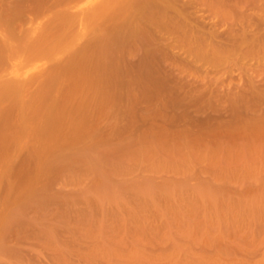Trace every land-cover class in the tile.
I'll return each instance as SVG.
<instances>
[{"label":"bare ground","instance_id":"obj_1","mask_svg":"<svg viewBox=\"0 0 264 264\" xmlns=\"http://www.w3.org/2000/svg\"><path fill=\"white\" fill-rule=\"evenodd\" d=\"M192 1L195 4L196 0L190 1L193 4ZM199 1L201 2V4L204 1L208 5H211L212 7L223 9L224 11H226L228 13H230V12L233 13V12H236V10L238 8L243 6L246 0H197V2H199ZM75 2H76V0H0V25H8L11 27V30L8 32H4V33L0 32V161L3 158L4 161L2 160L3 161L2 164L5 163L4 164L5 166L0 165L1 166L0 167V182H1V180H4V181H6L7 179L9 180V178H10V180H12L11 178H13L14 177L13 174H15V173L11 172L13 177H11V175H9L10 170L12 168V163L14 164V159L17 156H19V154H21V156H22V152H24V151L26 153L28 152L31 155L30 157L33 156V158L36 160V162H34L31 158H28L29 156L27 157L29 159V161L31 160L32 162L36 163V167H34L35 169L31 168L32 170H34V172L28 166L25 167V170H24L25 172H27L26 168H28L29 169L28 172L30 173V171H32L33 173L29 174L27 172L28 173L27 175H29V176H27L26 173L22 174L23 176L26 177V180L28 177L29 184L27 183L28 184V186H27L25 183L27 188L24 189V191H23L24 187H22L21 191H23V192H20V195H19V192L13 193L14 189H13V191H10V189L12 190V188H15V187H12L13 181H12V183L10 180L6 181V183L7 182L9 183V184L7 183L8 184L7 186L4 182H3L4 184L2 183L4 185V187L6 186V190L8 192L2 191L3 193L2 192L1 193L2 194L6 193V195H7V196L5 195L6 201H7V203H8V201L10 202L9 203L10 206L9 207L6 206L7 208H5L4 206L2 208H0V209H4V208L7 209V210L4 209V211L2 210L0 212V235H7L8 233H9L8 235H10L11 231H13L12 233L13 234L15 233L17 235H28L27 233H30V234L32 233L33 235H38V239H40L42 237H46L48 235H49L48 239H53L52 236H54L55 234L57 235V233L61 231L60 230L54 234V232L57 231L56 229H59L56 226L59 223V221H58V223H55V222L57 220L64 219L65 218L64 215H63L64 218H60L61 216L59 217L57 215L60 218V219L57 218V220L55 219V217H53L54 220H56V221H52L56 224L55 225L52 222H47L46 218L44 219L45 220L44 223L41 222V219H39L40 221H36L37 219H35V220L32 219V221H31V219H26L25 218L26 215L24 214L23 211L25 208L27 209L29 207V205H31V207L32 206L34 207V205H37V207H39L40 210L45 209L46 206L44 207V205L49 200H51V201L55 200V204H56V202H60L58 200L60 198L57 199L58 196H57V194H55L56 192L54 194H53L54 191H52V193H50V190L48 187L49 191L48 190L47 191L49 192V194L45 193L47 187L43 188V189H45V192H44L43 190L40 189L41 188L40 185H42V183L44 181L46 183L48 181L52 182V179H54V178L57 179V177H59L58 175L60 173L62 174L64 171L68 172L67 170L70 171L71 168L76 170L75 167L77 165L78 166L80 165L81 169L83 171L95 173L97 175L98 179H97V182H94V185H95V183H97L95 185L96 187L98 186L97 189L100 188L102 190H107L108 192H110L109 190H111V189L116 190L119 187L120 188H122V187H127V188L133 187L134 189H137L138 191H141L143 188L144 189L145 188L160 189L161 191H165L168 194V193H170V190L173 189L171 187H170V189L165 187L164 181H162L164 185H158L159 182L157 185H155L153 183L148 184L149 182H146L147 178L145 181L143 179V177L141 180L140 178H138L136 176H135V178H138V179H133V180H126L125 179L124 183L121 184L122 187L120 185L118 187V184H117L118 182L116 180V182H114L115 184H113V185H115L117 188H115V187L110 188V185H111L110 182L112 180L111 181H108V180L111 179L112 173L117 174V175L121 174V173L122 174H128L129 173V175H130L131 172H134V167H130L131 163H132L131 160H130L131 162L129 161L130 162L129 166L127 165L128 163H126V166H125L124 165L125 163L120 161L122 163L118 164L119 166L118 165L117 166L112 165L114 171H111L112 173L110 175V172H108L109 169L111 170V167L109 166L110 163H106V162H108L106 160H109V159H107L109 157L107 155H108V150L110 148H108V146H107L108 149L107 148L103 149V147H100V146H101V144H103V146H104V143L103 142L101 143V140L104 142L108 141V140H106V138L105 139L103 138L106 135L108 136V133L106 132L107 130H105L106 126H108V124L110 125L112 122H114V124L116 126H120L117 124L121 123V121L124 122L125 119L122 120L123 116H121V113H123V112L120 109H118L117 105L122 104V102L125 101L126 98L130 97V102L137 101L135 99H132L133 96L135 98L136 96L139 95V94L137 95L135 92H141V93L145 94L144 97H146V95H148V96L151 95L150 97H153L155 95L157 97V94L159 95L160 92H162V94H164L166 92H169L170 90H173L171 88L176 89V88L180 87V89H181V87H183L186 84L185 79H183V80H185V83L180 84L179 82H181V81H179V82L177 81V84H176L175 81L177 79L175 80L174 77L171 76L172 74H170L173 69L171 71H168L172 66L173 59L178 58V57L175 58L176 55H174V58L172 59L171 54L174 53L175 51H172V49H174V48L171 49L170 47L176 46L178 48H182L184 45H185V47H187V45H188V48L186 49V51H189L190 53L200 54L203 51V43L207 41V38L205 37L206 35H204L203 31H202L203 27H202V25L200 26V23H198L200 28H199V26L196 27L194 25L195 22L194 23L192 22L193 26H190L191 24L189 22L191 20L194 21V19H195L194 17H195L196 12L194 14L191 13V15L189 14L190 16H192V17L189 16V18H194V19L189 20V18H188V13H190V11L194 12V8L201 6V4L196 2V4H199V6L195 5L193 8H190V10H188L187 7L189 4L186 1H182V0H95V1L92 0L88 4H86L85 6H82V7H78ZM190 6H191V4H190ZM192 9H193V11H192ZM200 11H201V8H200ZM187 18L189 21L187 20ZM197 20H195V21H197ZM200 20H202V19H199V21ZM194 26H195V29H194ZM198 29L200 31H198ZM262 35L263 34L261 32H259V30L249 33V32L244 30V26H242L240 28L238 27L236 29H232L227 45H224L222 48V51H218V53H220V54L228 53L241 40L242 41L251 40L252 43H259L264 38V37H262ZM14 36L20 37V40L25 39V44H26L25 49H26V52L29 53L28 55L34 56V57L39 56V55H43V60L40 63L36 64V66L34 68L25 69V70H23L22 68L8 70V67L6 65L8 62H10L11 55L9 54L10 53L9 51H11L13 49L14 43H13L12 39ZM174 42H175V44L179 43L180 45L178 44V46H177L174 44ZM181 44L183 46H181ZM170 49L172 52L170 51ZM177 51H179V50H177ZM177 51H176V53H178ZM181 51H183V49H181ZM186 51L184 50V52H186ZM180 54H182V52ZM177 56H179V55H177ZM185 57L181 56L180 60H181V58L184 59ZM178 60H174V62L178 61ZM181 61L183 62V60H181ZM177 63H179V62H177ZM174 64H176V62ZM174 64H173L172 68H174V66H175ZM174 76H175V74H174ZM177 76L176 77L179 78V75H177ZM182 77L183 76H181V78ZM172 78H173V80H175L174 84H173V80L171 81ZM190 82H187V83H189L190 86H188V84H187V87H188L187 90L188 91H186V90L185 91L188 94L190 93V95L193 97L194 100L195 99L198 100L199 95H197L198 98L195 97V95L200 92V94L202 96V93H203L202 89L205 86L202 82H201L202 84L201 83L199 84V82H198L197 85H196V82H194V81H192V83H194V84H192ZM254 83H256V82H253L252 80H248V82H245L244 84H240V85H237L235 87L233 86V87L229 88L230 90L228 89V91L219 89V85H215L214 87L207 85V87L210 88V92L212 93L211 95H213V94H214V96L219 95L218 97H220V96L224 97L225 96V100H226L225 102L228 103V108H229L228 111H230L229 114L227 113L225 116L223 115V116H220L219 118H217L216 122L214 121L215 123H213V124H218L219 127H225V129L229 128L228 131H230L231 129H234L233 131L239 130V134H241L240 132L242 131V132L246 133L247 136L249 134L250 135H249V137L246 136V138L248 140L243 137L244 142L247 140L245 143L241 142L242 139H239L240 141L236 140L237 141L236 144H239V145H237L234 148L226 147L224 142L226 143L227 141L226 140L223 141L224 139L222 138L221 141L223 144H221L220 146H218L217 148H215L213 150H209V152L207 151V153H209V155H207L206 150H205V152H203V151L200 152L201 156H198L199 154H197V155L194 154L195 156H197L196 158H198L200 160L201 158L204 159L206 157L208 159L207 156H209L212 160H214L213 157L215 156V159H216L215 163L216 164H218L217 161L220 162V159L221 160L234 159L235 162H237V160L244 162V165H242V163H240L239 165H242V166L237 168V169L235 168L236 167L235 165H233V166L231 164H221L220 165V163H219V166L221 168L220 170L230 171L231 169H234V168L236 170H238V169L240 170L241 168L246 169L247 166L245 163H247V160H249L250 158H258V157L262 158L264 156V138H262L263 136H261V135H264V98L261 96L260 97L256 96L258 94V89H254L255 87H257L254 85ZM175 84L178 87L177 86L175 87ZM191 84L193 86H191ZM259 85H260V83H259ZM262 85H264V84L262 83ZM255 91L257 92V94H255L256 93ZM125 94H129V95H125ZM147 97H146V99H147ZM150 97H148V98H150ZM220 98H218V99H220ZM146 102H147V100H146ZM146 102H145V104H150V103H146ZM109 103H112L114 105L109 106ZM129 111H130V109L128 110V112ZM124 113H125V111H124ZM124 113H123V115H126ZM130 116H133V115L131 114ZM124 117H126V116H124ZM141 121H143V120H141ZM192 121H193V119H192ZM137 122H135V123H137ZM193 122H195V120ZM197 123H195V124H197ZM121 125H122V123H121ZM198 125H200V121H199V124H197V126ZM201 125H203V124H201ZM191 126H192V122H191ZM225 129H224V131H225ZM104 132L106 133L105 136H104V134H105ZM236 132H238V131H236ZM114 133H116V132H114ZM244 133H242L241 136L244 135ZM110 134L112 135V133L109 132V135ZM121 134H120V136H121ZM128 134H129V132H128ZM132 134H133V132H132ZM153 134H154V132H153ZM153 134H150V135H153ZM251 134H253V135L258 134V136L257 135L251 136ZM100 135L103 136L102 138L104 140L103 139L100 140V138H101ZM126 135H127V133H126ZM156 135H158V134H155V136ZM115 136H113L114 139H115ZM159 136H158V138H159ZM95 137H98L100 141L96 140V142H97L96 145L92 146L91 143H92L93 139L95 140ZM117 137H118V135H117ZM250 137H251V139H250ZM118 139H119V137H118ZM118 139L116 141H119ZM123 139H124V136H123ZM123 139L121 141H124ZM129 140H131V142L129 141V144H127L129 146L125 145L126 140L123 143L124 146H122L123 145L122 143L119 144L120 141L116 142L121 147H118L117 149L114 147L115 149L113 148L110 150L109 155L111 154L110 155L111 158H112V155L115 156V154L117 152H118V154L121 152L124 154V152L127 151L128 156H130V154H131L130 152H133V153L137 152L138 153L141 151V153H142V149H143L142 145H144V143L147 145V144H149L148 142L152 143L150 140L148 141L147 138H146V140L148 142L146 140L144 142L143 140H141V138L138 140V138H137L138 141L141 140L140 144L135 139L129 138ZM133 140H135L134 143H132ZM151 140L153 141L154 138H152ZM142 141H143V143H142ZM158 141L159 140H157V142ZM238 142H241V143H238ZM93 143H95V142L93 141ZM131 143H132V145H130ZM154 143H155V140H154ZM174 143L175 142H173L172 145L169 144L170 146L168 145V147L166 145L165 149L167 148V150H170V152L172 151L171 152L172 154H174V155L176 154L175 156L172 155L176 158V156H178L177 154H180V151L181 152L184 151V148H185L184 144L186 145L187 143L186 142L184 143V141L182 144H180V143L178 144V142L176 144H174ZM153 144H151V146L155 145V147L157 148L156 144H154V145ZM189 145H191V144H189ZM186 146H187V148L185 149V152H183V154H185L186 157L191 158V155L194 156L193 154H190L192 152L189 153V151H191L192 149L190 148V146H188V144ZM188 147L190 150L187 152L186 150H188ZM140 148H142V149H140ZM152 148H154V147H152ZM101 149L103 150L104 154L102 153V154H100V156L98 154H96L97 157H100L99 159H101V161L99 162L98 158H97L98 161L97 160L94 161V157H96V156L92 155V154L99 153ZM155 149H154V151H155ZM113 151L115 152V154ZM149 151L150 150H148V152ZM25 152H24V155L26 154ZM143 152H145V150ZM148 152L146 151L147 154H148ZM155 152H157V151H155ZM122 153H121V155L123 156ZM202 153L203 154L206 153L204 155L205 157L203 156ZM27 154L25 156H27ZM118 154H117V157H113L114 159L113 158L112 159L117 161L115 158H118ZM162 154H163V152H162ZM101 155H103V156H101ZM127 155H126V153L124 154L125 157ZM132 155L136 156L137 154L134 153V154H131V156ZM141 155L143 156V153ZM150 155H151V153H150ZM210 155H212L213 157H211ZM166 156H168V155L166 154ZM181 156L185 157L182 154H181ZM151 157H152V155H151ZM169 157H171L170 153H169ZM174 157H171V158L175 159ZM182 157H181V159L179 157H177V159L174 160V161L179 160V163L176 162L178 164H176L174 162L176 165H178V167L180 166V163H181L180 161H182L184 159V158L182 159ZM199 157H201V158H199ZM17 158L19 159V157H17ZM24 158L27 160L26 157H24ZM102 158H104L106 160H102ZM159 158L162 159L163 156H162V158L161 157H159ZM171 158L168 160L169 162L173 161V160H171ZM189 158H186L187 160H185V159L183 160V161H185L184 162L185 164L187 163L186 165H188V161H189L188 159ZM210 158H209V160H211ZM25 159H23V161ZM119 159L121 160V158H119ZM145 159H148V156ZM192 159L193 158H191L190 161L192 162L193 165H190L191 162L188 165V167H190V168L192 166L196 167V165H197V163H195L196 165L193 163L196 159L195 160H192ZM139 160L140 159L138 157V161ZM165 160L167 161V159H165ZM19 161H20V159H19ZM27 161H24V162H27ZM31 161H30V164L33 165L34 163H32ZM147 161H149V160H147ZM162 161H163V163L165 162L164 160H162ZM111 162H112V160H111ZM125 162H127V161H125ZM169 162H168V164H169ZM196 162H197V160H196ZM163 163L161 164L162 167H163ZM172 163L170 165H173ZM184 163H182V164H184ZM23 164L28 165L25 163H23ZM104 164L107 165V166L105 165L106 166L105 168L103 167ZM115 164H117V162ZM154 164L155 163L153 161V166H155ZM166 164H167V162H166ZM166 164H164V165L168 169L165 167H163V168L166 169V171H167L170 168ZM202 164H203V162H202ZM202 164H200V165H202ZM216 164H214V165H216ZM16 165L17 164L15 163V166ZM138 165L139 166L142 165L141 162H140V164L138 163ZM184 165H183V168H184ZM186 165H185V167H186ZM20 166L17 165V170L20 168ZM80 166L78 167L79 169H80ZM217 166H215V167H217ZM108 167H110V168H108ZM172 167H171V170H172ZM178 167L174 166L173 171L177 170V172H178ZM180 167H179V170L182 168V167L181 168ZM22 168L24 169V166L21 167V169ZM52 168L54 170H56V172L52 170L55 174H58V173L59 174L56 175L57 177L52 176L53 178L50 180L49 173H50ZM141 168L144 169V167H141ZM157 168H159V165ZM187 168H185L187 171L186 170H183V171L184 172H188V170L190 171V169H187ZM21 169H19L18 172H20ZM104 169H105V171H104ZM106 169H108V170H106ZM161 169L159 168L158 170H161ZM182 169L180 171H182ZM200 169H201V167H200ZM17 170H13V171L15 172ZM139 170L136 169V171H139ZM144 170H148V169H144ZM216 170H217V168H216ZM24 171L20 172V173H24ZM161 171H163V170H161ZM175 171H174V173H175ZM218 171H219V167H218ZM226 171H223V172H226ZM18 172H16L15 176L17 175ZM54 173H53V175H55ZM75 173H72V174H75ZM80 174H82V173H80ZM7 175L9 178H7ZM91 175H92V173H91ZM18 176L20 178L19 173H18ZM23 176H21V178H20L21 183H20L19 178L16 179L17 176L13 179H16L18 184L19 183L22 184V182H26L25 178ZM108 176H110V177H108ZM64 177H66V176H64ZM60 178H63V176ZM74 179H75V177H74ZM176 179H179V178H176ZM93 180H92V182H93ZM53 181H55V180H53ZM63 181H64V178H63ZM67 182H68V180H67ZM108 182H109V185H108ZM155 182H157V181H155ZM49 184L52 185L51 189H52V187L54 189V183L52 182ZM88 184H89V186L91 185V183H88ZM172 184L174 185V183H171L170 185L167 184V185L169 187ZM180 184H181V182H180ZM22 185L25 186L24 184H22ZM182 185H184V187H186L185 184H183V182H182V184L180 185V187L182 189L184 188V187H182ZM42 187H44V186H42ZM90 187H92V186H90ZM96 187L95 188L92 187V188L96 189ZM175 187L177 188V185ZM187 187L189 189V185H187ZM8 188H10V189L8 190ZM20 188H21V186H20ZM57 189H54V190L56 191ZM86 189L88 190L90 188L87 187ZM194 189H195V191H194L195 194H197L199 197H203V186H199V185L196 186L195 185V188H193V190ZM1 190H3L2 187H1L0 191ZM83 190H84V188H83ZM210 190L214 191L213 188L212 189L210 188ZM83 192H85V191H83ZM66 193H68V192H66ZM69 193H71V192H69ZM15 194H18L17 195V197L19 196L18 199H16L17 197H12V195H15ZM68 194H66L65 197L68 196ZM210 194H212V193H210ZM58 195H59V193H58ZM108 195H109V193H108ZM3 196L4 195H1L0 198L5 199V197H3ZM63 196H64V194H63ZM110 197H111V199H113L112 196H110ZM74 198H75V196H74ZM3 199H2V201H3ZM56 199H57V201H56ZM104 199H106V198H104ZM104 199H101V196H100V200H104ZM115 200H116V198H115ZM2 201H0V203L3 205ZM6 201H3V202L6 203ZM67 201L69 202L68 199H67ZM67 201L65 200V202H67ZM60 203H62V199H61ZM9 204H7V205H9ZM57 204L59 205V203H57ZM69 204H70V202H69ZM2 205H0V207ZM48 205H50V203H48L47 206ZM51 206H53V204H51ZM51 206H49L48 208H50ZM63 206H64V204H63ZM70 207H71V205H70ZM39 208H38V211H39ZM26 209H25V211H28V209L27 210ZM69 209H73V208H69ZM66 210H64V211H66ZM73 210H75V209H73ZM29 211H31V210H29ZM35 211H36V209H35ZM66 212H64V213H66ZM91 212H92V210H91ZM55 213H57V211ZM64 213H62V214H64ZM75 213H76V211H75ZM85 213H87V211ZM85 213L83 212L82 214L85 215ZM28 214L30 217L35 218V216H34L35 214L33 212H32V214H34L33 216L30 215L31 214L30 212H28ZM36 214H37V212H36ZM44 214L42 212L40 217H42V215L44 217L45 216ZM47 214L49 215V214H51V212L47 213ZM82 214L80 212V215H82ZM87 214H88L87 217H89L91 215L90 212ZM50 216H52V215H50ZM50 216H48V218H50ZM45 217H47V216H45ZM66 217H69V216L66 215ZM25 219L28 220V222ZM85 219H82V220H85ZM64 220H66V219H64ZM69 220H70V218H69ZM71 220H72V218H71ZM77 220L78 219L76 218V221ZM86 221H88V220H86ZM66 222H67V220H66ZM81 223H83V222H81ZM75 224L77 225V223H75ZM192 224L190 225L191 227L194 226ZM52 225H54V228H56V229H54ZM86 225H90V223L88 222V224H86ZM202 225L203 224L198 225L199 226L198 227L197 223L195 224L196 228L197 227L200 228V226L202 228ZM59 226H63V225L60 224ZM102 226H103V224H102ZM66 227L69 228L70 226L68 227V225H67ZM31 228L33 229V231H31L32 230ZM72 228H73V226H72ZM88 228H86V229H88ZM86 229H84V230L87 232ZM67 230L71 231L72 229L71 230L67 229ZM84 230H83V233L85 232ZM108 230H109V228H108ZM64 231H65V229H64ZM76 231H77V229H76ZM89 231L91 232L90 229H88V232ZM104 231H106L105 235H120L119 233H117V229H114V231H116V234H115V232L114 233L112 232L113 229L111 230V233L107 234L108 231L104 230L103 227L101 228V226H100V229L99 230L97 229L96 232L99 233L98 235H104ZM73 232H72V234H73ZM86 232L84 233V235L90 234L88 232L86 234ZM12 233H11V235H13ZM59 234H61V233H59ZM93 234L95 235L96 233H93ZM200 234L201 233L196 234V236L192 235L193 236L192 240L198 241V243L203 244V237L204 236L200 235ZM39 235H42V237ZM122 235H124V234H122ZM187 236L189 237V235H187ZM187 236H186V238H187ZM233 237H234V239H232ZM108 238H110V237H108ZM108 238H106L105 240H109ZM213 238H215V237H213ZM237 238H238V236L235 237V235H234L231 237L229 235L228 239H230L231 242L235 241L237 246L239 244L240 246H238V248L241 250V252H244L242 248L245 247L244 248V250L246 251V252H244L245 256L242 257L243 256V254H242L241 257L234 258V260L232 258H230L231 261H229V258H228V260H227L228 262H224L221 264H264V255H263L264 250H262L264 248L263 247L264 244H261L262 247H260L259 246L260 240L258 241V239L256 238L257 242H258L257 244H259L258 248H256L257 247V245L255 244L256 239L254 237H251V239L249 237H247L248 239L246 237H244V239H243V237L242 238L240 237V238H238V239H241L240 241ZM260 238L262 240V237H260ZM124 239H126V238H122V239L120 238V239H117L118 240L117 241L115 238V240H113L112 243L110 242L109 245H105V247H107L106 253L110 254L111 256L114 255L113 253H115V257L114 256L112 257V258H114V260H112V262L114 261L115 264H148V263L144 262L145 252H140L141 250L144 251V249L140 250L141 247L140 248L138 247V243H137L138 240L137 241H131L129 243V242H127V239L126 240H124ZM134 239L136 240V238H134ZM206 239H208V237ZM228 239L226 240L227 242H225V241L224 242L226 243V245L229 244V246H230L231 245L230 240H228ZM105 240H103V242ZM120 240H123V244L125 241L129 245L132 243L133 247H132V245H130L131 249H129V245H127L128 246L127 247L128 250H126L127 253H124V252L122 253L121 251L119 252V250L117 251L116 247H118V246H119V248L122 247ZM188 240H189V238H188ZM210 240H212V239H210ZM42 241H45V240H42ZM109 241H106V242L109 243ZM114 241H116L117 243ZM208 241H209V239L207 240V242ZM73 242H74V240H73ZM138 242H139V245L141 246L142 243L140 241H138ZM175 242L177 243V241H174V243ZM235 242H233V243H235ZM262 242H264V237H263ZM113 243L118 244V246H113ZM198 243H196V244H198ZM71 244H74V243L71 242ZM196 244H194V245H196ZM236 244H234V245L232 244L231 246L237 247ZM45 245H47V244H45ZM51 245H53V244H51ZM255 245H256V247H254ZM68 246H70V245H68ZM112 246L115 247L116 249L113 248ZM125 246L126 245L124 244V247ZM6 247H7V251H8V246H6V244L1 239V236H0V262H2L5 259L7 261V264H17L15 262H12L10 259H6L4 257L5 255H7V254H5L6 252L5 253L3 252L4 250H6ZM71 247H73V245ZM100 247H101V245H100ZM178 247L180 248V246H178ZM200 247H201V245H200ZM252 247H254V248L252 249ZM51 248H52V246H51ZM55 248H56V246H55ZM102 248H104V244H103ZM127 248L122 247V250L127 249ZM248 248L250 250H247ZM111 250H112V252H113V250H116V252L114 251L112 253ZM129 250H131V251H129ZM251 250L254 252H257V251L260 252V254L258 253L259 257L255 261H253L252 259H255L254 257L256 255ZM69 251H70V249H69ZM250 251L252 253H254V254L251 253V255H253V257L250 258V260H252V261H250V260L247 261V257L249 256ZM61 252H63V251H61ZM74 252H75V250H74ZM74 252H72V253H74ZM192 252L194 253L195 251H192ZM247 252H249V253H247ZM196 253H197V251H196ZM196 253H195V257L193 256L194 254L192 255L194 258V262H195V259L198 258V260L196 259L197 260L196 262L198 264H203V258H202L203 254H200L198 252L200 254V256L202 255V257H199V256H197ZM245 253L248 254V256ZM236 254L233 257H236ZM52 255H54V253H52ZM260 255L263 256V258H261ZM54 257H55V255H54ZM54 257L53 256L51 257L52 260L54 259ZM58 257H60L59 254H58ZM56 258L57 257H55V259L53 261H57ZM259 258H260V260H258ZM58 259H60V258H58ZM236 259H238V261ZM244 259H246V260H244ZM155 261H157V260H155ZM161 262H157V264H167L169 262V260H167V261L161 260ZM109 263H111V261H109ZM170 264H172V263H170Z\"/></svg>","mask_w":264,"mask_h":264},{"label":"rangeland","instance_id":"obj_2","mask_svg":"<svg viewBox=\"0 0 264 264\" xmlns=\"http://www.w3.org/2000/svg\"><path fill=\"white\" fill-rule=\"evenodd\" d=\"M90 1H92V0H76L75 3L77 4L78 7H82V6H85L86 4H88ZM93 1H95V0H93ZM182 1H186L189 4V5L187 4L188 10H190V8H193L195 5L199 6V4H201V2L200 1L197 2V0H196V2L199 4H196V2L194 4V2L192 1L194 5L190 2L191 0H182ZM190 4H191V6H190ZM202 4H201V6H199L201 8V11H200L199 7H197L198 9L195 7L196 9L194 8V12L190 11V13H188V18H189L191 13L194 14L196 12L195 17H194L195 19L189 18V20L194 19V21H192V20L189 21L188 18H187V20L190 22V24H191L190 26H193L192 24L194 22H195L194 25L196 27L199 26L198 23H200V26L202 25L203 34L206 35L205 37L207 38V41L203 43V51L200 54L190 53L189 51H186V49L188 48V45H187V47H185V45L183 46L182 44H181V46H183L184 48L183 47L178 48L176 46L170 47L171 49L174 48V49H172V51H175L174 52L175 54L174 53H172L173 55L171 54L172 59L174 58V55H176L175 58L178 57L176 59H173L172 66L176 62V64H174L175 65L174 68H172V66H171V68L169 67L170 69L168 70V71H171L173 69L171 71V73L170 72L169 73L172 74L171 76L174 77L175 80L177 79L175 81L172 78L171 81L173 80V84H174V81L176 82V84H177V81L178 82L181 81L179 83L182 84V83H185V80H186V84L184 85L185 87L183 86L180 89V87H178L175 84V87L177 86L178 88H176V89L171 88L173 90H170L169 92L164 93L165 95L162 94V92H160L159 95L157 94V97L155 95L153 97H150L151 95H149V96L146 95V97L148 96L151 99L148 97L146 99V97H144L145 94H143L141 92H135L137 95L138 94L139 95L136 96L135 98L133 96L132 99H135L137 101H133L131 99L133 102H130V97H128L125 99V101L122 102V104L117 105L118 109H120L123 113L125 111L124 114H126V115H123V113H121V116H123L122 120L125 119L124 122L121 121L122 125H121V123H119L117 125H120V126H116L114 124V122H112V123L110 122L111 124L110 125L108 124V126H106V129H105V130H107L106 132L108 133V136L106 135L105 132H104L105 134L103 133L104 136L106 135L105 137L102 136L103 134L100 135V137H101L100 140L103 138L104 139L106 138V140H108L107 142L106 141L104 142L101 140V143L103 142L104 146H103V144H101L100 147H103V149H106L108 146V148H110L108 150V155H107L109 157L108 158L106 157L109 160L102 158V160L108 161L106 163H110L109 166L111 167V170L109 169V171H108V172H110V175L112 173L111 171H114L113 166H117L118 164H121L122 162L125 163V164L123 163L125 166H126V163H128L127 165L129 166L130 162L132 161L130 167H134V172H131L130 175H129V173L128 174H122L121 173L122 175L121 174L117 175V174L112 173L111 179L109 178L110 180H108V181L112 180L110 182V184H111L110 188H113V187L117 188L115 185H113V184H115L114 182H116V180L118 182L117 183L118 187H119V185L122 187L121 184L124 183L125 179L126 180H133V179L140 178L142 180V177H143V179L145 181L147 178L146 182H149L148 184L153 183V184L157 185L159 182L158 185H164L162 182V181H164L165 187H167L169 189H170V187L173 188L172 190H170V193L167 194V192L161 191L160 189H148V188H145V189L143 188L142 190L140 189L141 191H138L137 189H134L133 187H128V188L127 187H122V188L119 187L116 190L111 189V190H109L110 192H108L107 190H102L100 188L97 189L98 186L97 187L95 186L97 183H95V185H94V182H97V179H98L97 175L93 172L83 171L81 169L80 165L79 166H80L81 170L78 168L79 166L77 165L75 167L76 170L71 168L70 171L67 170L68 172L64 171L63 172L64 174L62 173L63 175L61 173L60 174L58 173L59 175L55 174L53 171L56 172V170H54L53 169L54 167H53L49 173V175H50L49 177L51 180L54 176H56V175L59 176V177L56 176L57 179H55V178L52 179V182L54 183V189L58 188L57 190L59 192L57 190L55 191L53 189V187H52L53 190L51 189L52 185L49 184V183H52L51 181H48L47 183L44 181L43 182L44 184L42 183V185H40L41 186L40 189L45 192V189H43V188L47 187L45 193H48V194H49V192H48L49 190H50V193H52V191H54L53 194L56 192L55 194H57V196H58L57 199L60 198V199H58L60 202L62 199V203L56 202V204H55V200L54 201L49 200L50 202L49 201H47V202L50 203V205L47 206L48 203L46 202L44 207L46 206L48 208L49 206H51V204H53V206H51L48 209L45 207V209H41V210L39 207H37V205H34V207L32 206L33 208L31 207V205H29V207L27 208L28 211H25L26 208L23 211L24 214L26 215V216L25 215L24 216L26 219H31V221H32V219H34V220L37 219L36 221H40L39 219H41V222H43V223L45 222V220H44L45 218H46L47 222H52V221H56L57 218L60 219V218H64V216H65L64 219H66L67 222L64 219H62L63 221L61 219L57 220L55 222V223H58V221H59V223L57 225L54 222H52L57 226V228H59V229H56V228H54V225H52L53 228L57 230V231L55 230L56 232H54V234L61 230L60 232L57 233V235L55 234L54 236H52L53 239H48L49 235L48 236L45 235L46 237H42V235H39L42 238L39 237L40 239H38V235H33L32 233L31 234L27 233L28 235H17L15 233L13 234L12 233L13 231H11V233L13 235H11V233H10V235H8L9 233L7 235H0L1 239L4 241L6 246H8V251H7V247H6V250L3 251L4 253L6 252L5 254H7L5 256L3 255L6 259H10L12 262H15L17 264H56V263L57 264H71V263L72 264H74V263L75 264H106V263L107 264H112V263L115 264L114 261L112 262V260H114V258H112V257L113 256L115 257V253H113V252L114 251L116 252V250H113V252L111 250V252L114 254L111 256L110 254L106 253L107 247H105V245H109L110 242L112 243L113 240H115V238H116V240L120 239V238L121 239L126 238L127 242H129V243L131 241H137V240L140 241L142 244L140 246L139 242L137 241L138 247L139 248L141 247L140 250L144 249V251L141 250L140 252H145L144 262L148 263V264H157V262H161V260H163V261L169 260V262L167 264H170V263H172V264L173 263L174 264H195V263L198 264L196 262L198 260V258H196L197 260L195 259V262H194V258H193V256L195 257L196 251H197L196 254L199 257H202V255L200 256V254H203V257H202L203 258V264H221L224 262H228L227 261L228 258H229V261H231L230 258H232L234 260V258L241 257L242 254H243L242 257H244L245 256L244 252H246L244 250L245 247L242 248L244 252H241V250L238 248V246H240V245L238 244V246H237L236 242L233 240L232 241L235 243L231 242V240H230L231 238L228 239L229 235L231 237L234 235H235V237L238 236V238L243 237V239H244V237H246V238L249 237L250 239H251V237H254L255 239L257 238L258 241L260 240V245L257 244L258 243L257 239L256 240L254 239L255 244L257 245V247H256V245L254 247L258 248V245L260 247H262L261 244H264V242H262L263 237H264V156L262 158H259V157L258 158H250L249 160H247V163H245L248 168L245 166L246 169L241 168L242 170L241 169L236 170L237 168L244 165L243 161L241 162V161L237 160V162H238L237 163L234 161V159H229V160H221L220 159V162L217 161L218 164H216L215 163L216 162L215 156L213 157L212 155H210L214 159V160H212L209 156H207L208 157V159H207L204 155L207 153V151L209 152V150H213V149L217 148L218 146H220L221 144H223L221 141L222 138L224 139L223 141H225V140L227 141L226 143L224 142L226 147H230V148H234L237 145H239V144H236V142H237L236 140L240 141L239 139H242L241 142L243 143L244 142L243 139L244 138L247 139L246 138L247 134L242 132V131L240 133L241 134L244 133V135L246 134L245 136L244 135L241 136V134H239V130H236L238 132L233 131L234 129H231L232 131L231 130L228 131L229 128H226L227 129L226 130L225 127H219L218 124H213L216 122L217 118H219L220 116H223V115L225 116L227 113L229 114L230 111H228L229 108H228V103L225 102L226 101L225 96L224 97L220 96L221 97L220 98V97H218L219 95L218 96H214V94L211 95L212 93L210 92V88H208L207 85H210L211 87H214L215 85H219V89L228 91V89L233 87V86L235 87L237 85L244 84L245 82H248V80H252L253 82H256V83H254V85L257 86L254 89H258V94L256 91H255L256 93L255 92L254 93L257 94L256 95L257 97L261 96L264 98V90H263L264 85H262V83L264 84V38L259 43H252L251 40H247V41L241 40L228 53H223V54L218 53V51H222V48L224 45H227L232 29H236L238 27L240 28V27L244 26L245 31L250 33V32H255V31L259 30V32H261L263 34L262 37H264V0H246L244 5L241 6L240 8H238L236 10V12H233V13H231V12L228 13V12L224 11L223 9L212 7L211 5H208L207 3H205L204 1ZM192 11H193V9H192ZM190 17H192V16H190ZM198 18L202 19V20L199 21ZM195 20H197L198 22ZM195 26H194V29H195ZM200 26H199V28H200ZM10 30H11L10 26L0 25V32L4 33V32H8ZM198 31H200V30L198 29ZM12 41L14 43L13 49L11 50L12 52L11 51H9L10 53L8 52L11 55V58H10V62H8L6 65L8 67V70L20 69V68H22L23 70L30 69V68L32 69L36 66V64L40 63L43 60V55H39L36 57L28 55L29 53H27L26 49H25V45H26L25 39L20 40V37L14 36ZM174 44H175V42H174ZM178 44H175V45L178 46ZM171 49H170V51H171ZM181 49H183V51H181ZM177 50H179V51H177ZM184 50L186 52H184ZM176 51L179 54L176 53ZM181 52H182V54H180ZM177 55H179V56H177ZM181 56H183V57L186 56L184 59L181 58V60H183V62L180 60ZM174 60H178V61L174 62ZM177 62H179V63H177ZM172 72L175 74V76ZM177 75H179V78H177L178 77ZM181 76H183V77L181 78ZM183 79H185V80H183ZM192 81L196 82V85L198 84V82H199V84L202 82L205 86L202 89L203 93L201 92L202 96H201L200 92L195 95V97H197V98H198L197 95H199L198 100H196V99L194 100L193 97L190 95V93L188 94L186 92V91H188L187 90L188 89L187 84H188V86H190L189 83H187V82L192 83ZM259 83H260V85H259ZM192 84H194V83H192ZM192 84H191V86H193ZM125 95H129V94H125ZM218 98H220V99H218ZM146 100H147V102H146ZM145 102L150 103V104H145ZM111 105H114V104L109 103V106H111ZM129 109L131 112L130 111L128 112ZM130 113L133 116H130L131 115ZM124 116H126V117H124ZM192 119H193V121L195 120V122H193ZM141 120H143V121H141ZM199 121H200V125L201 124H203V125L197 126V124H199ZM135 122H137V123H135ZM191 122H192V126H191ZM195 123H197V124H195ZM223 128L225 129V131ZM109 132L112 133V135L111 134L109 135ZM114 132H116V133H114ZM128 132L130 135L128 134ZM132 132H133V134H132ZM153 132H154V134H153ZM126 133H127V135H126ZM149 133L153 134V135H150ZM120 134H121V136H120ZM155 134H158V135L155 136ZM117 135H118L119 139H118ZM249 135L247 137H249ZM254 135L258 136V134H254ZM254 135L251 134V136H254ZM113 136H115V139ZM123 136H124V139H123ZM158 136H159V138H158ZM261 136H263L262 138H264V135H261ZM139 137L144 142H145L146 138L148 141L150 140L152 142V143H150L146 140L149 144L146 145L144 143V145H142L145 152H143L144 150L142 148H140V149H142L143 156L141 155L142 153L140 150H139L140 152H138V153L134 152L137 154L136 156L135 155L131 156V154H134V153L130 152L131 154L130 153L129 154L131 157L127 155L128 154L127 151L124 152V154L126 153V155H127L126 157L124 156V154L122 152L121 153L123 154V156L121 155V153L118 154V152H117L115 154V152L113 151L115 156L112 155V158L117 157V154H118V158H115L117 161L113 160L114 158L113 159L111 158V156H110L111 154L109 155L111 149H113L114 147L116 149L118 147H121L119 144L120 143L123 144L125 140H126L125 145L129 144V141L131 142V140H129V138L135 139V140H137V138H138V140H139L140 139ZM116 138L120 142L116 141L117 140ZM152 138H154L155 143H154V140L153 141L151 140ZM122 139L124 141H121ZM250 139H251V137H250ZM96 140L100 141L98 137H95V140L93 139V141L95 143H93V141H92V143H91L92 146L96 145V143H97ZM135 140H133L132 143H134ZM138 140H137V142H139V144H140L141 140L140 141H138ZM157 140H159L160 142L159 141L157 142ZM143 141H142V143H143ZM183 141H184V143L186 142L188 144V146H190V148L192 149L191 151H189L190 149L188 147V150H186L187 152L189 151V153L192 152L190 154H193V155L199 154L198 156H201L200 152H202V151L205 152V150H206V153H204V154L202 153L203 156L205 157L204 159L199 157V158H201L199 160L198 158H196L197 156L191 155V158H193L192 160H195V159L197 160V162H196V160L193 162L194 164L197 163V165L195 164L196 167L192 166L191 167L192 169L190 167H188V165L191 162L190 161L191 158L186 157L185 154H183V152H185V149L187 148V146H186L187 144L186 145L184 144L185 148L182 146L184 148V151L183 152L180 151V154H177L178 156H176V158L174 157L176 154L174 155L171 153L172 151L170 152V150H167V148L165 149L166 145L168 147V145L169 144L172 145L173 142H175L174 144H176L177 142H178V144L179 143L182 144ZM116 142H119V144ZM241 142H238V143H241ZM132 143L130 145H132ZM153 143L156 144L157 148L155 147V145ZM151 144H153L154 146H151ZM189 144H191V145H189ZM122 146H124V144ZM127 146H129V145H127ZM152 147H154V148H152ZM154 149L157 152H155ZM148 150H150V151L148 152ZM146 151L148 152V154L146 153ZM24 152H22V156H21V154H19V156H17V157H19L20 161L16 157L14 159V164L12 163V168H11L12 171L10 170V174L9 173L8 174L11 175V177H13V175H14L13 178H15L16 176H17L16 179L19 178L18 173L20 174V178H21V176H23L22 174L26 173V175H27L29 173L28 172L29 169L26 168L27 169L26 171L28 173L24 171L25 167H27V166L30 169L31 168L35 169L34 167H36V163H34V162H36V160L33 158V156L30 157L31 155L28 152H27L28 154L25 152L27 154V156H25L26 154L24 155ZM162 152H163V154H162ZM102 153L104 154L103 150L101 149L99 153H94L92 155L96 156V154H98L100 156V154H102ZM150 153H151L152 157H151ZM169 153H170L171 157H174L175 159H177V157H179L181 159V157H182L181 154L183 156H185V157H182V159L184 158L185 160H187L186 158H189L188 159L189 160L188 165H186L187 163L186 164L184 163L185 162V161H183L184 159L182 161H180L181 162L180 166L182 165L181 166L182 168H183L184 164L186 165V167L184 165L183 169L179 166L182 169V171H180L181 169L179 170L178 165H176L179 163V160L174 161L175 159L169 157ZM166 154L168 156H166ZM172 155H174V156H172ZM207 155H209V153H207ZM23 156L26 158L29 156L28 158H31L34 162H32L31 160L30 161L34 164L31 165L29 159L27 158V160H28L27 161ZM101 156H103V155H101ZM147 156H148V159H145V158H147ZM162 156H163V158H162ZM138 157L140 159L139 161L142 164L140 166L138 165V163L140 164V162L138 161ZM159 157H161L162 159H160ZM97 158L100 162L101 159H99L100 157H97V156L94 157V161H96ZM119 158H121V160ZM170 158H171V160H173L170 162L171 163L173 162L172 164L174 166L178 167V172H177V170L176 171L174 170L175 171V173H174V171H173L174 166L170 165L171 163L168 161ZM209 158L211 160H209ZM23 159H25L24 161H27V162H24ZM165 159H167V161ZM2 160L4 161L3 158H2ZM2 160L0 161L1 162L0 165L5 166L4 165L5 163L2 164V162H3ZM111 160H112V162H111ZM147 160H149V161H147ZM162 160H164L165 162L163 163ZM118 161L119 162L122 161V162L119 163ZM125 161H127V162H125ZM153 161L155 163L154 164L155 166H153ZM116 162H117V164H115ZM161 162L163 163V167H165L164 164H166V162H167L166 165H168L170 169L166 171V169H164L161 166V164H162ZM168 162H169V164H168ZM174 162L175 163L178 162V163L175 164ZM202 162H203V164H202ZM15 163L18 166L21 165L19 169H21V167L24 166V169L22 168L20 170V172L24 171V173L18 172L19 169L17 170V165L15 166ZM23 163L28 164V165H24ZM182 163H184V164H182ZM219 163H220V165L221 164H231L232 166L235 165L236 167L235 166L234 167L236 169L233 167L235 170L234 169H231L230 171L223 170V171H226V172H223L222 170H220L221 168L219 166ZM240 163H242V165H239ZM200 164H202V165H200ZM214 164H216V165H214ZM105 165L106 164L103 165L104 168L107 166V165L106 166ZM158 165H159V168L160 169L162 168L161 170H163V171L158 170L159 169V168H157ZM190 165H193L192 162ZM170 166L171 167L173 166L172 170H171ZM199 166L201 167V169ZM215 166H217V167H215ZM110 167H108V168H110ZM141 167H144V169H148V170H144ZM218 167H219L220 172L218 171ZM135 168L137 170H139V169L140 170L136 171ZM165 168H167V167H165ZM185 168L190 169V171L188 170V172H184L183 170H186ZM216 168H217V170H216ZM13 170H17V171L14 172ZM106 170H108V169H106ZM32 171L34 172V170H32ZM32 171H30L29 174L33 173ZM76 171L77 172L79 171V172L77 173ZM104 171H105V169H104ZM11 172L15 173V174H16V172H18V173L15 176V174L12 175ZM53 173L55 175H53ZM72 173H75V174H72ZM80 173H82V174H80ZM91 173H92V175H91ZM27 176H29V175H27ZM62 176L64 178V181H63V178H60ZM64 176H66L68 179ZM135 176L138 178H135ZM23 177L25 178L26 182H22V184L25 185V183H26V185L28 186V184H29L28 177H27V180H26L25 176H23ZM74 177L76 180L74 179ZM108 177H110V176H108ZM7 178H9L8 175H7ZM13 178H11L12 180H10V178H9L11 183L13 181L12 187H15V188L19 187L18 188L19 190L17 188L16 189L18 191L15 188H12V190L10 188H8V190L10 189V191H13V189H14L13 193L19 192V195H20V192H23L24 189L27 188V186L25 185L26 186L25 187L22 184H20L21 183L20 178H19V180H20L19 184L17 183L16 179H13ZM176 178H179V179H176ZM9 180L7 179L6 181H9ZM53 180H55V181L57 180V181L55 182ZM67 180L69 183L67 182ZM92 180H93V182H92ZM6 181L1 180V182H0V186L3 189L0 191V194L4 195L3 197H5V199L0 198V201H2V199H3V201H6V196H7L6 193L2 194L3 192H8L6 190V186L9 183L7 182L8 183L7 184ZM155 181H157V182H155ZM3 182L6 184L5 187L3 185L4 184ZM180 182H181V184L183 182V184H185L186 187H187V185H189V189H188V187L187 188L184 187V185H182V187H184L182 189L180 187V185H181ZM88 183H91L90 186H92L93 188L96 187V189H93L92 187H90ZM171 183H174V185L172 184L171 186L168 187V185H170ZM19 185L21 186V188ZM108 185H109V182H108ZM176 185H177V188L175 187ZM195 185L196 186H198V185L203 186V197H199L197 194L194 193L195 189L193 190V188H195ZM42 186H44V187H42ZM1 187H0V189H1ZM22 187H24L23 191H21ZM48 187H49V190H48ZM87 187L90 189L87 190L86 189ZM83 188H84V190H83ZM210 188L211 189L213 188L214 191H211ZM83 191H85V192H83ZM66 192H68V193L71 192V193L68 194ZM58 193L61 197L58 195ZM108 193H109V195H108ZM210 193H212V194H210ZM63 194H64V196H63ZM66 194H68V196L65 197ZM1 195H0V197H1ZM17 195L18 194L12 195V197H17ZM74 196H75V198H74ZM100 196H101V199H104V198H106V199L100 200ZM110 196H112L113 199H111ZM18 197L16 199H18ZM66 198L69 200L70 204ZM115 198H116V200H115ZM57 199H56V201H57ZM65 200L67 202H65ZM3 201H2L3 205L0 203V205H2L0 208H2L3 206L5 208L10 206L9 201H8V203H7V201H6V203H4ZM57 203H59V205L61 207ZM7 204H9V205H7ZM63 204H64V206H63ZM70 205H71V207H70ZM38 208H39V211H38ZM69 208H73L75 210L69 209ZM4 209H0V212L2 210L4 211ZM35 209H36V211H35ZM5 210H7V209H5ZM29 210H31V211H29ZM62 210L63 211L66 210L69 214L66 211H64V212H66V213H64ZM91 210H92V212H91ZM49 211L51 212V214L48 215L47 213H50ZM54 211L55 212L57 211L58 214L55 213ZM75 211H76V213H75ZM86 211H87V213H89V212L91 213V215L89 214L90 215L89 217H87L88 214L85 213ZM28 212L31 213L30 214L31 216H33L35 214L34 215L35 218L30 217ZM32 212L34 214H32ZM36 212L38 215L36 214ZM42 212H43V214L45 213L44 215L47 217H45V216L43 217V215H42V217H40ZM61 212L64 214H62ZM80 212H81V214L84 212L85 215L84 214L80 215ZM65 214L69 217H66ZM50 215H52V216H50ZM57 215L59 217L60 216L61 217L59 218ZM48 216H50V218H48ZM53 217H55L56 220H54ZM75 217L78 219L77 221H76ZM69 218H70V220H69ZM71 218H72V220H71ZM82 219H85V220H82ZM86 220H88V221H86ZM26 221L28 222V220H26ZM81 222H83L84 224ZM88 222L90 223V225H86V224H88ZM75 223H77V225ZM101 223L103 224V226ZM196 223H197V226L203 224L202 228H201V226H200V228H198L199 226L196 228V226H195ZM60 224H62L63 226H59ZM191 224L194 225L195 227L194 226L191 227L190 226ZM67 225H68V227L69 226L70 227L67 228L66 227ZM72 226H73V228H72ZM100 226H101V228L103 227L104 230L108 231L107 234L111 233L112 229H113L112 232L113 233L115 232V234H116V231H114V229H117V233H119L120 235H105L106 231H104V235H98L99 233H97L96 231H97V229L98 230L100 229ZM85 227L86 228L89 227L88 229H90L91 232L90 231L88 232V229H86ZM108 228L110 231L108 230ZM64 229H65V231H64ZM67 229H69V230L72 229L71 231L72 232L74 231L73 232L74 235L72 234L71 231H68ZM76 229H77V231H76ZM82 229L83 230L86 229L87 232L90 234L84 235V233L86 231L84 230L85 232L83 233ZM31 231H33V229ZM87 232H86V234H87ZM198 232L201 233L200 235L204 236L203 237V244L198 243V241L192 240L193 236H196V234H199ZM59 233H61V234H59ZM93 233H96V234L94 235ZM121 233L124 235H122ZM187 235H189V237ZM186 236H187V238H186ZM108 237H110V238H108ZM207 237H208L210 242L209 241L207 242V240H208V239H206ZM213 237H215V238H213ZM260 237H262V240ZM106 238H108L110 241L105 240ZM134 238H136V240ZM188 238H189V240H188ZM41 239L45 240L46 242L42 241ZM126 239H124V240H126ZM210 239H212V240H210ZM227 239L230 240L231 245L236 244L237 247H234L231 245L229 246V244L226 245L225 242H227L226 241ZM232 239H234V237ZM73 240H74V242H73ZM103 240H105V241L103 242ZM238 240L240 241L241 239H238ZM106 241H109V243ZM174 241H177V243L176 242L174 243ZM71 242L74 244H71ZM114 242H116V241H114ZM116 243H113V246H118V244H116ZM120 243H121L123 248H127L128 247L127 245H129L125 241L124 244L126 246L124 247L123 240H120ZM196 243H198V244H196ZM45 244H47V245H45ZM51 244H53V245H51ZM103 244H104L105 249L102 248ZM194 244H196V245H194ZM54 245L56 246V248ZM68 245H70V246H68ZM72 245H73V247H71ZM100 245H101V247H100ZM130 245H132V243ZM130 245H129V249H131ZM200 245H201V247H200ZM51 246H52V248H51ZM178 246H180V248ZM122 247H120V248H119V246L116 247L117 251L119 250V252L121 251L122 253L123 252L127 253L126 250H128V248L124 249L125 250L124 251V250H122ZM132 247H133V245H132ZM254 247H252V249ZM263 247H264V245H263ZM72 248L75 250V252ZM113 248H115V247H113ZM249 248L247 250H250ZM59 249L63 252H61ZM69 249H70V251H69ZM262 250H264V248ZM129 251H131V250H129ZM192 251H195V252L193 253ZM251 251H250L249 256H248V254L245 253L248 256V257L246 256L247 261L253 257V255H251V253L254 251H252V252ZM72 252H74V253H72ZM52 253H54L55 257H57L56 258L57 261H53L55 259V257H54V255H52ZM247 253H249V252H247ZM254 253L256 256L254 257L255 259H252L253 261L257 260V258L259 257L258 253L260 254V252L257 251ZM254 253H252V254H254ZM58 254L60 257H58ZM235 254H236V257H233V256H235ZM263 255H264V253H263ZM52 256L54 257L53 260L51 258ZM58 258H60V259H58ZM261 258H263V256H261ZM155 260H157V261H155ZM236 260L238 261V259H236ZM244 260H246V259H244ZM252 260H250V261H252ZM258 260H260V258ZM109 261H111V263H109ZM0 264H7V261L4 259L2 262H0Z\"/></svg>","mask_w":264,"mask_h":264}]
</instances>
